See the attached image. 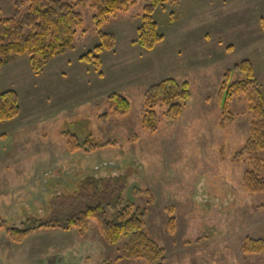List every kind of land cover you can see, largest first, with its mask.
Listing matches in <instances>:
<instances>
[{
	"label": "rangeland",
	"instance_id": "obj_1",
	"mask_svg": "<svg viewBox=\"0 0 264 264\" xmlns=\"http://www.w3.org/2000/svg\"><path fill=\"white\" fill-rule=\"evenodd\" d=\"M13 3L0 0V17L12 15ZM143 5L135 0L105 21L102 30L116 43L100 53V72L79 60L99 43L87 5L76 8L83 26L73 47L42 72L32 73L27 55H10L0 68V90L15 91L20 108L16 118L0 122V264H147L115 261L124 239L106 244L92 218L82 234L39 229L20 244L8 238L6 228L46 219L50 200L73 193L90 174L125 175L123 198L146 208L144 232L163 248V264H264V250L242 251L246 237L264 240L263 196L245 192L248 164L234 160L251 114L243 95L233 97V120L222 127L218 101L224 72L244 59L264 92V0H166L152 15L163 39L151 50L132 43ZM163 78L186 81L190 97L176 120L159 108L158 129L150 133L141 126L143 95ZM243 78L231 72L230 81ZM112 92L128 99L125 116L109 113ZM64 131L80 143L91 136L99 146L70 152ZM259 154L264 164V150ZM134 188L151 196H133ZM114 211L107 209V217Z\"/></svg>",
	"mask_w": 264,
	"mask_h": 264
},
{
	"label": "trees",
	"instance_id": "obj_2",
	"mask_svg": "<svg viewBox=\"0 0 264 264\" xmlns=\"http://www.w3.org/2000/svg\"><path fill=\"white\" fill-rule=\"evenodd\" d=\"M134 2L135 0H14L12 15L0 17V68L7 63L10 55H27L32 73L42 72L50 59L64 54L73 47L75 36L83 26V17L76 8L79 5H87L94 12L92 21L99 43L92 50L82 54L79 60L91 64L95 72H100V53L114 49L116 43L114 35L103 31L102 27L111 14L128 10ZM165 4L166 0H144L133 44L151 50L162 41L163 35L159 32L152 15L155 9H164ZM24 6L27 9L22 11ZM232 71L242 73L244 78L230 81ZM241 95L247 101L251 119L246 141L234 160H244L248 164V169L242 176L243 188L250 195L263 196L261 206L264 207V164L259 154L264 150V92L249 59L234 64L222 76L218 90L222 127L233 120V114L229 111V101ZM189 97L190 90L186 81L163 78L149 85L143 95L142 128L150 133L157 131L159 108H163L162 113L167 119L176 120ZM107 101L111 115L125 116L128 113L130 104L125 96L112 92L108 95ZM19 111L17 93L13 90H0V122L16 118ZM109 113L99 115V120L103 124L107 122ZM61 136L70 152L79 148L92 151L99 146L91 136L81 143L77 136L69 131L61 132ZM105 144L115 143H103ZM125 183V175L98 178L90 174L82 177L73 193L50 200L49 217L28 219L29 227L6 228V234L17 244L24 242L31 231L39 229L75 228L82 234L87 229L88 219L92 218L106 244L114 245L124 239L115 261L142 259L147 264H163V248L144 232L146 208L123 198ZM131 193L133 196L143 193L150 195L148 191L144 192L138 188L132 189ZM107 209L115 210L110 218L107 217ZM167 225L172 233L174 230L172 216L168 219ZM263 250V239L249 237L244 239L242 244L244 254H259ZM106 264L112 262L107 261Z\"/></svg>",
	"mask_w": 264,
	"mask_h": 264
},
{
	"label": "crops",
	"instance_id": "obj_3",
	"mask_svg": "<svg viewBox=\"0 0 264 264\" xmlns=\"http://www.w3.org/2000/svg\"><path fill=\"white\" fill-rule=\"evenodd\" d=\"M63 55V54H62ZM56 57H60V55L59 56H56Z\"/></svg>",
	"mask_w": 264,
	"mask_h": 264
}]
</instances>
